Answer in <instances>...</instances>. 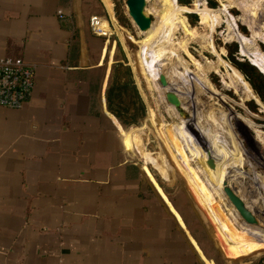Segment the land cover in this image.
Returning a JSON list of instances; mask_svg holds the SVG:
<instances>
[{"label":"crops","instance_id":"crops-1","mask_svg":"<svg viewBox=\"0 0 264 264\" xmlns=\"http://www.w3.org/2000/svg\"><path fill=\"white\" fill-rule=\"evenodd\" d=\"M107 7L0 0V56H21L34 73L23 105H0V264H211L187 211L169 200L147 154L132 148L137 132L106 106L111 68L123 55L89 18L100 19L101 31L111 19L120 35ZM179 162L220 224L255 240L238 214L237 229L224 218L184 156Z\"/></svg>","mask_w":264,"mask_h":264},{"label":"rangeland","instance_id":"rangeland-1","mask_svg":"<svg viewBox=\"0 0 264 264\" xmlns=\"http://www.w3.org/2000/svg\"><path fill=\"white\" fill-rule=\"evenodd\" d=\"M145 1V11L155 26L171 24L174 27L171 38L166 42L160 43L163 35L150 41L159 44L152 50L147 48L149 45L144 41V35L127 15L125 0L111 2L123 19L129 21L130 27L119 25L116 15L112 13L111 2L106 0L110 17L120 35L116 34L111 19L106 22L109 27L105 32L114 37L117 43L116 54L124 55L144 105L143 117L136 123L128 124L127 128H132L131 134L137 132L132 140L141 136L145 150L152 153V160L147 161L148 168L169 200L187 211L185 213L193 221L196 234L201 236L211 264H250L264 255V104L250 96L247 82H237L239 78L245 79L226 58L223 43L236 41L237 32L249 36L247 22L253 20L261 35H240V39L248 50L256 45L260 49L256 52L264 53V0L255 2V7L252 3L251 11L256 12L250 16H247V11L243 13L240 10L237 0H216L215 7L206 6L205 0L200 3L202 6L194 2L193 7L191 3L183 4L177 0ZM250 1L245 0V3ZM193 10L208 13L209 24L203 19L198 22V16H187ZM241 12L247 21L242 19ZM238 24L244 25L246 31H241ZM237 45L235 55L240 59L247 58L240 51L238 42ZM241 46L244 49V45ZM137 49L138 61L135 55ZM152 63L153 67L160 70L159 75L167 82V88L169 81L172 85L176 82L172 91L186 109L181 115L186 118L190 116L189 112L194 115V118L190 117L189 125L186 124L187 120L179 118L175 109L166 105L167 100L166 103L165 100H159L161 89H157V83H154ZM250 100L255 104L254 109L249 107L252 105ZM163 150L165 166L160 161ZM207 152L213 154L221 167L228 169V175L236 185L233 188L237 189V193L254 213L256 223H246L239 218L245 228H251L255 240H238L220 224L179 162L182 156L186 158L185 166L192 171L196 183L203 181L212 190L211 199L218 203L224 218L234 222L237 229L240 220L232 216L234 210L228 207H231V203L222 189L223 185L204 162ZM169 164L175 173L167 170L163 177L159 175L160 167L165 168ZM213 187L219 189L220 195ZM209 233L211 241L218 243V249L213 247V242L210 246Z\"/></svg>","mask_w":264,"mask_h":264},{"label":"trees","instance_id":"trees-1","mask_svg":"<svg viewBox=\"0 0 264 264\" xmlns=\"http://www.w3.org/2000/svg\"><path fill=\"white\" fill-rule=\"evenodd\" d=\"M111 2L110 0H108ZM179 3L189 4L191 3V7L195 6L194 1L192 0H177ZM199 6H202L200 3L203 0H195ZM205 4L208 7H215L217 5L216 0H205ZM114 14L116 15V20L121 26L130 27L129 21L123 19L122 15L117 10V7H113ZM187 16H198V22L202 19L206 24H209V14L205 12H200L199 10H193ZM244 20L245 16L242 14ZM241 16V17H242ZM247 21V20H246ZM249 36L244 37H253L254 35L260 36L261 33L255 28V24L249 23ZM238 28L245 32V26L242 24H238ZM253 28V29H252ZM125 35V33H124ZM126 36V35H125ZM243 36V35H242ZM264 37V36H263ZM239 44V49L243 52L247 58L255 63L259 69L264 74V53L254 52V53H247L245 49L242 48L241 44ZM224 48L226 49V58L229 62L242 74L245 81L248 83L249 87L253 92V97L259 103L264 104V75L262 72L252 63H250L246 58H238L235 55L237 50V42L232 40L229 42L223 43ZM249 50L251 51H258L260 50L257 48L256 45L251 47ZM138 54L139 50L135 51L136 59L138 61ZM252 105H250V109H254V103L252 100ZM261 101V102H260ZM105 102L108 110L113 113L117 118L122 120L125 124L136 123L141 117L144 115V105L141 101L137 89L133 83V79L131 76V71L129 65L126 63L124 55L122 56V60L115 61L112 65L111 72H110V79L105 88ZM247 103V102H246ZM136 137V136H134ZM133 137V138H134ZM140 139H135L132 141V148L136 151V153H146L149 154L148 159L149 161L152 160V153L145 150L144 146H140ZM142 141V140H141ZM151 154V155H150ZM165 151L161 152L160 156L162 157L161 163L165 164L163 161ZM154 164V163H153ZM160 173H175L173 166L166 165V171H164V167H160ZM250 264H264V255L256 258Z\"/></svg>","mask_w":264,"mask_h":264},{"label":"built area","instance_id":"built-area-1","mask_svg":"<svg viewBox=\"0 0 264 264\" xmlns=\"http://www.w3.org/2000/svg\"><path fill=\"white\" fill-rule=\"evenodd\" d=\"M100 19L96 15L89 18L94 32L105 33L98 29ZM34 73L21 56H0V105L20 107L30 97Z\"/></svg>","mask_w":264,"mask_h":264},{"label":"bare ground","instance_id":"bare-ground-1","mask_svg":"<svg viewBox=\"0 0 264 264\" xmlns=\"http://www.w3.org/2000/svg\"><path fill=\"white\" fill-rule=\"evenodd\" d=\"M237 1H239V4H240V10H242V12H248V15L247 16H250L252 13H254V12H256V11H254V10H252L251 11V5H252V3H253V5H254V3L256 2V3H259L258 1H260V0H252V1H250V2H246L245 3V0H237ZM173 5V4H172ZM171 5V6H172ZM252 5V6H253ZM256 5H254V7H255ZM254 9V8H253ZM144 10H145V7H144ZM251 11V12H250ZM146 12V11H145ZM241 12V13H242ZM250 12V13H249ZM243 14V13H242ZM244 15V14H243ZM245 16V15H244ZM164 19V18H163ZM164 21V20H163ZM248 21H253V20H248ZM159 24H160V22H159ZM170 24V23H169ZM165 24H161V25H159V26H155L154 24H153V21L151 20V23H150V26L146 29V30H144V31H141L142 32V34L144 35V41L145 42H147L148 43V47L147 48H149V49H153L154 47H157L159 44H157V43H155V42H157V41H152V43L150 42L152 39H154V37H156V39L158 38V36H160V35H163V38H162V40H161V42L160 43H162V42H166L169 38H171V36H172V34H173V30H174V27L170 24V25H167V26H164ZM98 26V29L100 30L101 29V26H100V24H98L97 25ZM136 26V25H135ZM255 28H256V25H255ZM148 29H151L150 31L148 30ZM260 29V28H259ZM258 32H260L259 30H258ZM261 33V32H260ZM263 36H264V34H263ZM161 37V36H160ZM160 40V39H159ZM154 42V43H153ZM152 60V59H151ZM153 61V60H152ZM155 61H158V60H155ZM161 65V64H160ZM154 66V63H152V69H153V76H154V83L156 82L157 83V89H161V91L159 92V95H158V97H159V100L160 101H163L164 102V100H165V102L164 103H166V98H165V89H168V88H170L171 90H172V86H176V82L174 83V85H172V82L171 81H169L170 83L168 84V88H167V86H165V85H161L160 83H159V74H161L159 71H158V67H153ZM160 69V68H159ZM183 71V70H182ZM171 78V77H170ZM181 81V80H180ZM155 85V84H154ZM158 93V92H157ZM188 95V94H187ZM185 97V96H184ZM157 98V97H156ZM182 98V97H181ZM181 98H180V100H181ZM163 102H162V104H163ZM186 102V101H185ZM186 104V103H185ZM164 105V104H163ZM166 105L168 106H171L170 108L171 109H175V111H176V113L178 114V116H179V118L181 119V120H183V121H185V120H187V122H186V124L187 125H189V122H191L190 120H191V118L190 117H193L194 118V115L192 114L193 112H189L188 114L190 115L188 118H186V117H184V116H182L181 114L182 113H180V111L181 112H184L186 109H184V107H183V104H181L180 102H179V109H177V108H175V107H173V105L170 103L169 104V102H167L166 103ZM165 106V105H164ZM187 106V105H186ZM193 109V108H192ZM194 111V110H193ZM199 116V115H198ZM201 116V115H200ZM199 116V117H200ZM199 119V118H198ZM194 121H196V120H194ZM203 123V122H202ZM190 125H192V126H194V124L193 123H191ZM196 127V126H195ZM202 127V126H201ZM200 128V127H199ZM179 129V128H178ZM201 130H203V132H204V129H201ZM202 132V131H201ZM197 134H198V132H197ZM194 137V136H193ZM208 140H210V139H208ZM203 141V140H202ZM204 144H206V142H204ZM213 146V145H212ZM207 151V150H206ZM212 156H213V154H211ZM213 159H214V164H215V166H214V168H210L209 166H207V168H209L210 169V171L215 175V178L218 180V182H220V184H222V185H228V186H230V187H234V186H236L235 185V182L233 181L232 182V178L231 177H229V175H228V169H226V168H224V167H221L220 165H219V163L216 161V159H215V157L213 156ZM204 169V168H203ZM208 170V169H207ZM210 185V184H209ZM214 188V190L216 191V193H218L219 194V189L216 187H213ZM234 189V188H233ZM236 192H237V189L235 188L234 189ZM239 194V193H238ZM220 195V194H219ZM216 196H218V195H216ZM240 196V195H239ZM222 200H225V199H222ZM223 202V201H222ZM228 205V204H227ZM229 207V209L232 211V210H234L235 212H236V210H235V208H232L233 206L231 205V207L230 206H228ZM233 211V212H234ZM238 214V213H237ZM250 239L252 240V238L250 237Z\"/></svg>","mask_w":264,"mask_h":264},{"label":"water","instance_id":"water-1","mask_svg":"<svg viewBox=\"0 0 264 264\" xmlns=\"http://www.w3.org/2000/svg\"><path fill=\"white\" fill-rule=\"evenodd\" d=\"M145 2H146L145 0H125L126 13L140 31L146 30L151 23V17L144 10ZM246 59L259 69V67L255 63L250 61L248 58ZM158 79L161 85H167V82L165 81L163 76L159 75ZM164 93L166 100L169 103L173 104L175 108L179 109L180 108L179 101L175 93L172 90H165ZM180 113L183 114V112L181 111ZM204 162L210 168H214L215 166L213 156L208 152L204 159ZM222 189L228 201L235 208L238 215L243 219V221L246 223H256V219H255L256 217L254 213L247 207V205L245 204L243 199L239 196V194L232 187L228 185H223Z\"/></svg>","mask_w":264,"mask_h":264}]
</instances>
